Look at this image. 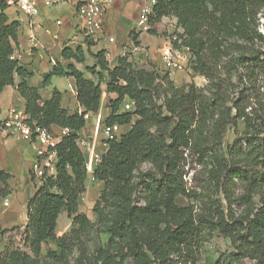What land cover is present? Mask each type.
Here are the masks:
<instances>
[{
    "label": "trees",
    "instance_id": "obj_1",
    "mask_svg": "<svg viewBox=\"0 0 264 264\" xmlns=\"http://www.w3.org/2000/svg\"><path fill=\"white\" fill-rule=\"evenodd\" d=\"M8 7L0 0V95L7 85H16L31 126L70 131L55 148L56 175L43 177L27 202L28 249L0 251V264H41L48 241L63 257L80 244L75 264H195L206 234L213 232L230 240L232 259L264 264V35L258 21L264 0H156L148 32L158 34L161 20L175 17L182 32L171 34L172 46L187 49L188 67L207 79L204 86L195 81L177 85L169 71L136 65L130 51L113 68L105 50L91 53L96 62L87 71L93 80L75 64L86 62L83 47L65 46L62 57L69 62L54 64L43 85L55 75L74 77L81 113L62 107L61 91L43 100L39 88L29 83L34 73L15 57L21 22L10 19ZM141 32H131L137 46ZM102 84L117 95L103 123L130 128L107 141L93 168L94 179L104 183L94 212L108 224L110 241L91 254L81 240L93 223L80 208L89 170L78 139L86 115L100 109ZM127 101L133 108L121 110ZM230 128L237 135L226 145ZM194 163L205 173L203 192L186 180L190 168V178L196 179ZM10 178L0 169V197L11 192ZM179 196L189 203L178 205ZM239 206L244 211L237 214ZM64 211L72 226L69 234L59 236Z\"/></svg>",
    "mask_w": 264,
    "mask_h": 264
},
{
    "label": "crops",
    "instance_id": "obj_2",
    "mask_svg": "<svg viewBox=\"0 0 264 264\" xmlns=\"http://www.w3.org/2000/svg\"><path fill=\"white\" fill-rule=\"evenodd\" d=\"M62 1L70 2L72 5L69 18L66 21L60 18L53 20L49 7H43L41 14L35 17H29L15 7L17 16H9L11 20L18 19L21 22L19 44L15 48V57L19 59L24 67L34 73L33 77L29 79V83L39 88L43 100L50 99L54 90L57 89L63 93L62 107L70 113H81L84 109L77 99V82L75 78L55 75L48 84L43 85L45 75L57 62L62 63L64 66L67 65L69 61L64 60L62 57V50L65 46L76 47L80 45L86 51V62L75 64L88 78L96 80L95 76L87 71V67L93 66L96 62L91 53L105 50L109 66L111 68L115 67L119 57L125 53V48H129L133 43L131 32L136 30L140 11L147 0H112L105 19L104 32L95 39L88 38L84 32L83 21L75 8L76 0H60L59 2ZM170 18L164 17L161 20L158 24V34L144 31L139 34L138 41L140 45L137 50L131 52V60L136 65L147 69L155 67L159 71H169L175 83L182 85L184 82H190L187 79L188 76L179 72L183 70H167L164 66V56L169 51L174 53L177 50L183 54L185 59L189 58L186 48L174 49L172 46L171 27L173 28V25H169L168 29H165L167 23L172 22ZM57 20H60L61 24H57ZM175 29L182 32V29L177 26ZM89 42H91L90 46ZM15 82L16 84L19 82L17 75ZM102 89L99 111L88 113L86 125L79 132V139L89 141L94 152L101 157L108 146L104 144V136L99 127L111 114L110 100L117 97L116 93L106 90L105 84H102ZM12 107L24 110V99L19 94L16 85H7L0 95L1 121L5 120L8 111ZM121 110L123 109L121 108ZM1 127L0 169L11 174L9 180L11 192L6 197L15 196L14 200H16V210L19 216L20 214L27 215V202L37 189L31 177V166L36 158L35 151L28 140L21 138L19 135L8 134ZM129 128L130 125H124L122 133ZM61 129L55 125L51 127V131L56 134H60ZM85 155L88 163L91 164L87 178L91 183L94 179L93 168L97 161L88 152H85ZM96 181L102 189L104 183L99 180ZM86 185L88 190L89 184H87V181ZM2 187L3 184L0 182V189ZM10 206L9 202V206L3 207L0 211V227L6 225L10 227L18 223V219L11 220V222L5 220V216H3ZM61 216L62 213L58 219L57 231Z\"/></svg>",
    "mask_w": 264,
    "mask_h": 264
},
{
    "label": "rangeland",
    "instance_id": "obj_3",
    "mask_svg": "<svg viewBox=\"0 0 264 264\" xmlns=\"http://www.w3.org/2000/svg\"><path fill=\"white\" fill-rule=\"evenodd\" d=\"M14 6H9L6 9V13L10 16H17L15 12ZM50 15L53 18V20H56L58 18L63 19V21H66L67 18H69L72 5L70 2H58L51 6L50 8ZM56 22V21H55ZM168 25H166L165 29H168L169 25H173V23L168 22ZM171 34H174L173 28L171 27ZM185 56V54H184ZM186 60V69L183 71H179L180 73H183L184 75L188 76L187 78L189 81H195L199 86H204L207 84V79L200 74H195L191 69L188 67V61L189 58ZM168 70V69H167ZM176 72V71H174ZM187 83V82H184ZM183 83V84H184ZM123 110H125L124 107H122ZM101 124L99 127V130L102 131ZM243 123H240L239 126V134L242 133L244 130ZM123 131V127L121 128V132ZM237 133L233 128H230L226 134L225 138V144L229 145L233 142L235 139ZM196 179H191L190 176L192 174V169L190 168V173L186 176V180L188 183V186L192 189H195L199 192L204 191L205 185V173L204 171L200 172L201 166L196 165ZM149 167V164H143L142 168L147 169ZM188 169V167H186ZM94 178V177H93ZM35 184H38L36 181ZM87 184H89L88 190L81 196L80 198V208L81 211L85 212L88 217L90 218L91 222L93 223V226L85 233L81 235L82 245L87 247L89 249V252L92 254L94 250H96L99 247L106 246L110 241V232H109V226L107 223H102L99 220L98 215L94 212V206L96 201L98 200L100 196V192L102 189H100L99 184L95 179L93 181L87 180ZM207 193V192H204ZM2 199H7L11 206L7 208L6 213H4L3 216H5V220L11 221V220H17L18 223L16 225H9L7 226H1L0 227V251L7 252L9 249L14 247H21L23 249H28V247L25 245V223L28 222V217L26 214L22 215L18 214L16 210V203L14 200L15 196L10 195V197H2ZM195 202V201H194ZM193 202V203H194ZM176 203L180 206H185L189 203L188 199L183 196H179L176 199ZM197 206H200L201 204H196ZM237 214L244 211L243 206L236 207ZM12 222V221H11ZM72 226V219L69 218L66 211L62 212V216L60 217V224L57 231V234L59 236L69 234ZM207 241L204 243L203 247L197 251V257H196V263L195 264H258L255 260L244 258L240 261L232 259L231 253L234 251V247L231 244L230 240L223 236L220 232H213L206 234ZM79 246L80 244L75 243L72 246L71 251L68 252L66 256L63 257V255L60 256V249L57 247L55 242L48 241L47 243L43 244L42 253L40 254V263L41 264H75L76 260L79 257ZM48 251H52L54 253L53 256L51 254H48Z\"/></svg>",
    "mask_w": 264,
    "mask_h": 264
},
{
    "label": "built area",
    "instance_id": "obj_4",
    "mask_svg": "<svg viewBox=\"0 0 264 264\" xmlns=\"http://www.w3.org/2000/svg\"><path fill=\"white\" fill-rule=\"evenodd\" d=\"M9 6L16 7L21 13L35 17L41 14L43 7H51L58 3L60 0H6ZM112 0H76L75 8L81 17L84 25V32L88 38L95 39L98 35L104 32V23L109 11V6ZM156 0H147L142 7L136 25L137 31L148 32L150 29V18L153 14V7ZM173 23V31L177 26V19L171 17ZM259 31L264 35V8L258 14ZM57 24H61L57 20ZM36 42V41H35ZM139 46L132 43L126 51H135ZM164 66L169 70H185L186 60L183 54L179 51L174 53L169 51L164 56ZM125 110L133 108V102L127 101L124 104ZM88 114L86 115L87 118ZM27 115L24 110L18 107H12L3 121L2 129L8 134L19 135L21 138L28 140L34 151L36 158L31 166V173L36 181L40 183L43 177L56 175V161L57 152L55 150L57 144L60 142L63 135L67 134L70 130L62 128L60 134H56L46 127L37 124L30 125L27 122ZM121 133V126L118 123L104 124L102 126V134L104 136V144L108 146L109 140L118 139ZM80 147L94 157L97 163L100 161L101 156L94 152L92 144L84 139H78ZM91 167L88 163V170ZM9 201L0 197V211L3 207H8Z\"/></svg>",
    "mask_w": 264,
    "mask_h": 264
}]
</instances>
